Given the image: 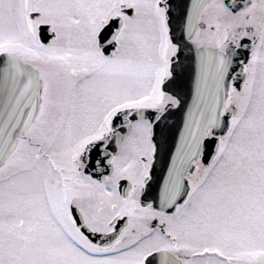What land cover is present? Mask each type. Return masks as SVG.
I'll return each instance as SVG.
<instances>
[{"label": "snow or ice", "instance_id": "obj_1", "mask_svg": "<svg viewBox=\"0 0 264 264\" xmlns=\"http://www.w3.org/2000/svg\"><path fill=\"white\" fill-rule=\"evenodd\" d=\"M0 264H264V0H0Z\"/></svg>", "mask_w": 264, "mask_h": 264}]
</instances>
